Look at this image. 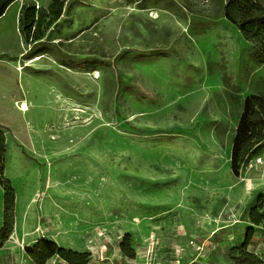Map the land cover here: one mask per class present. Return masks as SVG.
Segmentation results:
<instances>
[{
	"label": "rangeland",
	"instance_id": "1",
	"mask_svg": "<svg viewBox=\"0 0 264 264\" xmlns=\"http://www.w3.org/2000/svg\"><path fill=\"white\" fill-rule=\"evenodd\" d=\"M226 2L5 8L0 130L18 151L5 160L14 202L0 264H36L26 248L40 239L87 264H264V228L247 218L264 211V142L230 169L243 102L264 97V54L224 16Z\"/></svg>",
	"mask_w": 264,
	"mask_h": 264
},
{
	"label": "trees",
	"instance_id": "2",
	"mask_svg": "<svg viewBox=\"0 0 264 264\" xmlns=\"http://www.w3.org/2000/svg\"><path fill=\"white\" fill-rule=\"evenodd\" d=\"M13 0H0V16ZM224 16L236 24L243 37L253 42L258 50L264 54V4L258 0H227L224 6ZM33 16L31 15V18ZM20 24L26 25L23 33H28L32 21L27 23L26 14L20 16ZM264 142V97L249 95L243 102L241 114L238 118L235 135L232 141L230 155V169L232 174L238 175L242 163L248 154L260 143ZM5 136L0 130V186L4 190L3 223L0 228V245L9 236L12 224V209L14 192L10 182L4 177L5 168ZM260 205L253 206L248 211V221L254 226L264 228V211ZM254 228H247L243 246L249 244ZM128 235L124 236L126 241ZM125 242L121 243V250L132 253ZM28 255L36 264H45L46 261L57 255L70 264H87L86 254H81L58 247L55 242L45 239L38 240L32 247L26 248Z\"/></svg>",
	"mask_w": 264,
	"mask_h": 264
},
{
	"label": "crops",
	"instance_id": "3",
	"mask_svg": "<svg viewBox=\"0 0 264 264\" xmlns=\"http://www.w3.org/2000/svg\"><path fill=\"white\" fill-rule=\"evenodd\" d=\"M5 144H6V152H5V160H6V156L8 155V153L10 151H13V152H17L18 151V146L17 144L15 143L14 140H12L9 136H6L5 137ZM24 160H22L20 158V156H17L16 155V177H24L26 176L24 171H23V165L21 163H24L23 162ZM6 167V166H5ZM5 170V168H4ZM27 177V176H26ZM26 179V182L24 183L26 186L27 184L28 185H31L28 181H29V178H25ZM9 180L11 181V183L14 185V182L12 181L13 179H11V177H9ZM15 187V185H14ZM29 187V186H28ZM31 190V189H30ZM15 191H16V198L18 197V192L16 190V187H15ZM20 195V194H19ZM3 210H4V190L2 189V187L0 186V228L2 226V223H3Z\"/></svg>",
	"mask_w": 264,
	"mask_h": 264
},
{
	"label": "bare ground",
	"instance_id": "4",
	"mask_svg": "<svg viewBox=\"0 0 264 264\" xmlns=\"http://www.w3.org/2000/svg\"><path fill=\"white\" fill-rule=\"evenodd\" d=\"M35 59H37V57H36ZM18 108H19V111H20V112H26V111H28V105H27V103L24 102V101H22V102L19 104Z\"/></svg>",
	"mask_w": 264,
	"mask_h": 264
}]
</instances>
